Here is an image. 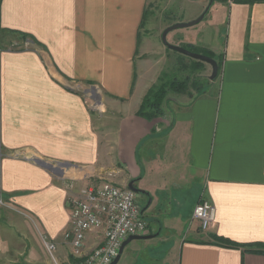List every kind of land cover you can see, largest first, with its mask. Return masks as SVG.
<instances>
[{
  "label": "crops",
  "instance_id": "1",
  "mask_svg": "<svg viewBox=\"0 0 264 264\" xmlns=\"http://www.w3.org/2000/svg\"><path fill=\"white\" fill-rule=\"evenodd\" d=\"M155 2L0 0L11 33L0 41V264L26 249L35 260L44 241L60 263L77 260L64 237L71 170L133 181L144 217L156 219L155 236L130 242L118 264H264V0H213L205 27L168 34L222 69L203 94L167 95L148 119L143 100L171 62L161 37L140 34ZM14 32L32 47L12 48ZM90 83L100 92L94 109L84 102ZM37 159L70 169L57 175ZM203 198L217 210L208 231L193 218ZM103 239L89 233L82 255Z\"/></svg>",
  "mask_w": 264,
  "mask_h": 264
},
{
  "label": "built area",
  "instance_id": "2",
  "mask_svg": "<svg viewBox=\"0 0 264 264\" xmlns=\"http://www.w3.org/2000/svg\"><path fill=\"white\" fill-rule=\"evenodd\" d=\"M73 182L68 183L70 229L64 237L77 258L74 264H111L129 236L149 233V223L144 218L136 191L110 180L83 185L79 189H75ZM0 203L3 204V200L0 199ZM216 214L215 205L204 198L193 210V218L199 222L202 231L210 229ZM92 232H102L103 242L82 255L88 234ZM44 243L57 261V245L49 241Z\"/></svg>",
  "mask_w": 264,
  "mask_h": 264
},
{
  "label": "rangeland",
  "instance_id": "3",
  "mask_svg": "<svg viewBox=\"0 0 264 264\" xmlns=\"http://www.w3.org/2000/svg\"><path fill=\"white\" fill-rule=\"evenodd\" d=\"M205 1L206 0H157V2H155L153 5L148 6L147 10L145 11V16L140 31L141 36L156 35L158 37H161L166 27L180 22L176 20L181 18L182 16H187L193 14L197 10H200L201 5H203ZM209 5L210 0H208V5L205 7L204 10H206L208 7L210 8L211 5ZM181 8L184 10V12ZM205 25L206 22L202 21L197 25L192 26V28L200 29L205 27ZM183 29L185 28H180L177 31H182ZM5 32L6 30L2 29L0 26V41H2L1 39L3 38ZM14 34L19 38V42L14 44L12 48H14L15 50L23 51L32 47V45L29 44L30 37L27 33L14 32ZM7 35L11 36V33L7 32ZM6 38L7 37H5L4 39ZM167 51L168 57L171 61L168 65L166 73L169 79L178 78L180 80H183L187 77H189L190 79L188 81L187 89L184 92H169L168 95H180L181 102L184 103L187 102L189 99L198 96L199 94H203L206 85L210 82L209 77L212 73L211 66L209 64H197L196 62H194V60H192V58L181 53L175 52L174 50L167 49ZM93 89H96V92H94L95 90ZM83 91L85 105H87L91 109L97 108L98 102L96 101V98H98V96L100 95L98 85L93 83L85 84L83 87ZM63 166L65 167V169H70L68 168L69 166ZM69 176L77 179L82 178L81 181H79L78 183L75 181L77 179L73 180V186L75 187V189H79L83 185H87L90 183H99L104 180V178H102L100 175H94V173H89L88 175L83 176V174L81 175L75 170H71V172H69ZM75 182L77 183V186L74 185ZM145 203L146 202L141 200V198L139 199V204L141 205L142 209H144V206L146 205ZM144 218L149 223V230H151V228L157 224L155 222L156 219L150 218L149 216H145ZM31 223L34 225L33 221H31ZM38 252V257L33 260V258L28 255V249H26L25 252L20 255L17 254V252L15 251L13 253L14 255L5 258L4 264H62L58 260L56 261L51 256L46 247L40 246Z\"/></svg>",
  "mask_w": 264,
  "mask_h": 264
},
{
  "label": "water",
  "instance_id": "4",
  "mask_svg": "<svg viewBox=\"0 0 264 264\" xmlns=\"http://www.w3.org/2000/svg\"><path fill=\"white\" fill-rule=\"evenodd\" d=\"M213 0H210V2L212 3ZM210 6V5H209ZM209 10V7L197 18L191 20V21H187V22H177L173 25H170L168 27H166L161 35L162 37V41L164 43V45H166V47H168L169 49L171 50H174L178 53H181L183 55H186L194 60H199V61H202V62H205L209 65H211L212 67V73L210 75V79L211 80H214L217 78L218 74H219V62L214 58V57H211V56H208L206 54H203V53H200V52H195V51H192L182 45H177V44H173L171 42H169L168 40V34L174 30H177V29H180V28H186V27H191V26H195L197 25L198 23H200L207 11ZM37 162L39 164H41L42 166L44 167H47L49 170H51L52 172H54L55 174L57 175H62V171H61V167L63 166V164H58V165H55V164H49L47 163L46 161H43V160H39L37 159ZM66 166H70V164H64ZM129 188H131L132 190L138 192L140 191L139 189H137L134 185V182H130L129 183ZM151 201H149L148 204H150ZM145 210V207L143 209V212ZM155 235L154 234H146V235H131L129 236L122 244V247L119 251V254L117 255V257L113 260V262L111 264H118V262L120 261L121 259V256L124 252V249L125 247L130 243L132 242L133 240H140V239H150V238H153Z\"/></svg>",
  "mask_w": 264,
  "mask_h": 264
},
{
  "label": "trees",
  "instance_id": "5",
  "mask_svg": "<svg viewBox=\"0 0 264 264\" xmlns=\"http://www.w3.org/2000/svg\"><path fill=\"white\" fill-rule=\"evenodd\" d=\"M192 51L200 52L211 57H215L211 52L198 48L195 45L187 44L182 45ZM194 60V59H192ZM197 64H206L205 62L194 60ZM222 65L219 62V74L221 72ZM218 74V75H219ZM218 77V76H217ZM189 77L180 80L178 78L169 79L167 74H164L159 78V82L154 85L145 96L139 114L145 116L148 119H153L157 115L161 114L162 104L169 92H184L187 89ZM222 240V239H221ZM223 241L234 246H239L237 243L223 239Z\"/></svg>",
  "mask_w": 264,
  "mask_h": 264
}]
</instances>
